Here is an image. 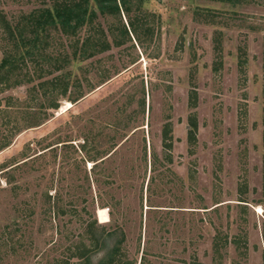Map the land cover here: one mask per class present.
I'll use <instances>...</instances> for the list:
<instances>
[{
  "label": "rangeland",
  "instance_id": "rangeland-1",
  "mask_svg": "<svg viewBox=\"0 0 264 264\" xmlns=\"http://www.w3.org/2000/svg\"><path fill=\"white\" fill-rule=\"evenodd\" d=\"M42 1L0 0V63L2 18ZM100 31L109 50L64 62ZM49 44L0 87V264H75L103 227L95 264L122 233L114 264H264V0H146ZM67 73L49 112L34 86Z\"/></svg>",
  "mask_w": 264,
  "mask_h": 264
},
{
  "label": "trees",
  "instance_id": "trees-1",
  "mask_svg": "<svg viewBox=\"0 0 264 264\" xmlns=\"http://www.w3.org/2000/svg\"><path fill=\"white\" fill-rule=\"evenodd\" d=\"M219 2L228 3L233 6L248 4L251 0H217ZM44 3L38 9L33 10L31 13L23 15L22 20L13 25V23L2 18L5 34L10 42L8 49L5 51L4 58L0 63V87L13 78H16L15 83L20 85L22 83H33V78L25 74L28 80L23 77V67H26L29 61L36 63H51L54 59L47 54L49 48V38L51 31H61L64 35L75 37L79 31L88 28L90 32L93 31L96 21L100 16L103 17H117L122 13L130 16L132 11H141L146 3V0H43ZM0 13V17H1ZM140 24V23H139ZM145 25V24H144ZM144 25H135L132 23V33L139 38V31ZM99 36V32L89 34L83 40L78 39L74 46L73 60L70 61L66 58L64 62L74 64L87 61L95 55L103 53L110 49V43L106 42L104 32ZM125 36H128L127 30L124 31ZM146 33H152V29L146 27ZM61 61L56 62L58 65L56 70L61 71L65 68ZM41 80V77H39ZM72 80V73L65 75H57L51 80L42 81L34 86L36 97L40 92L44 96L51 95L48 100L49 112L57 111L60 108L59 101L56 100L53 93L60 92L63 98L67 97ZM80 99L82 97H79ZM72 101V103L79 102L80 99ZM67 110L66 112H68ZM51 113L48 114L46 120H49ZM35 120L29 125V128H39L46 122ZM193 128L190 129L192 133ZM61 143V142H58ZM8 145L4 148L6 149ZM104 153V152H103ZM93 159H90V162ZM101 226V225H100ZM118 234L117 229L102 228V232L93 241V251L85 250L81 261L75 264H95L93 261V254L108 247V241ZM124 234V233H122ZM119 235L116 244L108 250L105 255L99 259L96 264H114L116 254L119 253L123 237ZM117 238V237H116ZM92 250V249H91ZM124 262V261H123ZM121 264H135L125 261Z\"/></svg>",
  "mask_w": 264,
  "mask_h": 264
},
{
  "label": "bare ground",
  "instance_id": "bare-ground-1",
  "mask_svg": "<svg viewBox=\"0 0 264 264\" xmlns=\"http://www.w3.org/2000/svg\"><path fill=\"white\" fill-rule=\"evenodd\" d=\"M68 106L72 107V104L71 103H68ZM261 210V209H260ZM261 212V211H260Z\"/></svg>",
  "mask_w": 264,
  "mask_h": 264
}]
</instances>
